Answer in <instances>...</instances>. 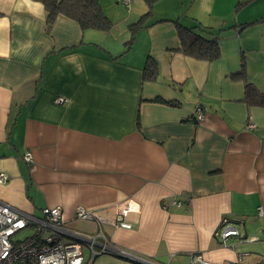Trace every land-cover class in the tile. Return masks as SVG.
<instances>
[{"label": "crops", "instance_id": "obj_1", "mask_svg": "<svg viewBox=\"0 0 264 264\" xmlns=\"http://www.w3.org/2000/svg\"><path fill=\"white\" fill-rule=\"evenodd\" d=\"M100 2L109 32L63 15L49 25L41 2L0 0V200L37 216L61 207L67 228L102 230L127 253L94 264H190L194 254L264 264V107L231 77L244 57L264 91V0H158L130 45L146 2ZM176 22L210 28L220 58L184 55ZM149 56L154 81L143 80ZM125 201L130 229L112 223ZM78 207L105 221L77 218ZM223 220L239 234L216 236Z\"/></svg>", "mask_w": 264, "mask_h": 264}, {"label": "built area", "instance_id": "obj_2", "mask_svg": "<svg viewBox=\"0 0 264 264\" xmlns=\"http://www.w3.org/2000/svg\"><path fill=\"white\" fill-rule=\"evenodd\" d=\"M130 6V0H117ZM63 96L57 97V103H63ZM204 109L197 106L194 121L203 119ZM248 123V128H253ZM24 159L33 164L30 151L25 152ZM8 176L0 172V183L6 182ZM126 202V201H125ZM174 204H181L175 202ZM130 205L123 203L117 206V216L112 223L117 227L130 229L132 224L126 220L131 211ZM135 211H137V205ZM75 215L83 220H94L99 224L104 217L98 212L78 207ZM216 231V236L227 239L238 235V229L227 225ZM25 233L24 238L20 234ZM104 253L127 255L109 240L102 230L97 233L73 231L66 227L61 207H45L40 216L25 212L0 200V264H94L95 258ZM190 264H213L203 259L201 255H192Z\"/></svg>", "mask_w": 264, "mask_h": 264}, {"label": "trees", "instance_id": "obj_3", "mask_svg": "<svg viewBox=\"0 0 264 264\" xmlns=\"http://www.w3.org/2000/svg\"><path fill=\"white\" fill-rule=\"evenodd\" d=\"M41 2L46 10V22L51 25L60 15L76 20L83 30L95 29L109 32L114 27V21L106 14L100 0H35ZM148 10L135 23L130 24L131 37L128 41L130 45L135 38L136 32L148 25V20L152 15L153 6L158 0H144ZM241 5V4H239ZM243 5V4H242ZM264 19L256 20L262 22ZM252 22H249V24ZM177 31L181 42L180 51L189 57L197 60L213 62L220 58L221 47L216 37H210L212 30L202 25L186 26L176 22ZM158 77V65L154 58L149 56L143 69V80L154 81ZM233 79L245 82V98L249 105L264 107V91H260L246 77V67L244 57L241 61L240 69L231 74ZM174 104L173 101H167ZM194 120V117H193Z\"/></svg>", "mask_w": 264, "mask_h": 264}, {"label": "rangeland", "instance_id": "obj_4", "mask_svg": "<svg viewBox=\"0 0 264 264\" xmlns=\"http://www.w3.org/2000/svg\"><path fill=\"white\" fill-rule=\"evenodd\" d=\"M80 220V219H79ZM81 221V220H80ZM24 235H25V233L23 232V233H21L20 234V236H21V238H24Z\"/></svg>", "mask_w": 264, "mask_h": 264}, {"label": "water", "instance_id": "obj_5", "mask_svg": "<svg viewBox=\"0 0 264 264\" xmlns=\"http://www.w3.org/2000/svg\"><path fill=\"white\" fill-rule=\"evenodd\" d=\"M128 255H129V253H128Z\"/></svg>", "mask_w": 264, "mask_h": 264}]
</instances>
